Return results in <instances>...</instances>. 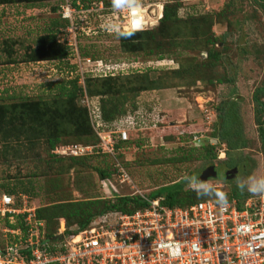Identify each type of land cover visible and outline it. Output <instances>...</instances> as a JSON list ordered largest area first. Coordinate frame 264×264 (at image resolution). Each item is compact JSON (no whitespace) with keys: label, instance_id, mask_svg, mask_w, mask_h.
<instances>
[{"label":"rangeland","instance_id":"374dc122","mask_svg":"<svg viewBox=\"0 0 264 264\" xmlns=\"http://www.w3.org/2000/svg\"><path fill=\"white\" fill-rule=\"evenodd\" d=\"M13 1L0 3V95L4 90L22 95L23 102L31 109L36 108L39 98L45 99V105L50 106L51 101L46 100V95H41L44 89L40 86L75 78L85 86L87 77L94 79L110 73L107 70L103 75L101 71H95L93 63L100 59L116 61L122 64L120 66L124 70L117 75L113 71L114 77L128 76L123 81L121 79L126 91L123 93L124 100L119 98L118 101H125L128 114L134 102L137 108L130 114H135L133 119L137 118L140 123L135 129L123 121L106 123L96 116L99 97L90 98L85 93L77 101V106L90 111L92 130H102V135L113 133V136L117 131L127 130L128 138H131V142L121 149L122 157L119 159L124 174L116 173L110 178L117 192H110L112 194L102 189L101 179L91 169L94 165L102 167L103 160L112 164L110 155L104 158L90 156L88 166H72L69 169L66 159L70 156L49 151L48 139L56 135L61 143L55 149H61V153H64L68 147L98 144L96 132L98 140L95 144L85 143L90 139L77 136L73 127L56 129L47 122L35 133L27 131L25 127L20 132L11 130L7 137L0 134V195L3 185L13 187L17 191L14 194L17 203H21L20 196H26L27 206L35 209L51 206L58 201L113 199L115 196L147 197L163 187L184 181L185 175H195L198 169L204 171L214 166L219 168L216 173L220 177L207 180L218 190L227 193V196L230 193H236L238 197L246 196L253 203L261 199L246 191L240 192L233 178L224 179L223 168L228 160L226 153H235L238 147L242 168L240 173L235 169L237 175L242 178L264 176V139L259 135L252 99L255 91L264 84V0H142L143 17L148 22L143 31L158 28L164 5L172 3L178 6L177 19L180 21L164 29V34L161 33L163 44L160 43L162 47L171 49L175 40L178 47L171 50L173 60L163 61H156L153 56L144 57L143 54L148 52L146 49L139 55L123 53L121 38L102 27L104 18L113 15L111 0H76L75 9L71 7L72 0H43L40 3L30 0L21 4H13ZM65 7L71 10L70 18L63 17ZM201 16L212 20L209 37L213 45L205 46L207 36L204 29H194L188 23L191 18ZM113 18L124 25L128 24L127 13L115 14ZM63 19L68 21L64 27ZM54 23L56 26H53ZM50 29L58 31L57 34L53 33L52 46L55 43V48L64 49L66 57L63 60L47 58L51 52L55 54V48L51 46L53 49L50 50V41L47 40ZM194 35L197 36L196 40L192 39ZM41 37H44L42 45ZM208 50L217 57L209 58ZM29 55L42 59L32 61L28 59ZM78 55L81 59L79 66L76 64L78 59L71 60ZM87 60L91 62L90 65H87ZM126 63L134 64L138 70H128ZM189 63L192 66L199 64V67L191 73L188 71ZM180 66L186 69V73L181 78H172L169 70ZM99 67H102L101 63ZM147 71H151L150 80L166 77L168 88L136 95L135 81L140 80L138 75ZM260 99L264 102V97ZM19 101H0V104L10 105ZM39 103L44 110L42 103ZM218 108H226L227 113L231 111L224 129L218 117ZM0 128L6 130L3 125ZM208 143L214 146L217 154L211 165L198 161L197 153L192 154L186 162L170 160L180 159L189 149ZM49 153L66 159L52 162ZM14 155H18L19 159L13 158ZM232 202L238 205L236 199ZM63 226L64 222L59 220L58 232L64 231ZM5 227L6 220L0 217V247L5 243Z\"/></svg>","mask_w":264,"mask_h":264},{"label":"built area","instance_id":"2783aa9c","mask_svg":"<svg viewBox=\"0 0 264 264\" xmlns=\"http://www.w3.org/2000/svg\"><path fill=\"white\" fill-rule=\"evenodd\" d=\"M102 6L100 3L101 10ZM68 10L69 16L63 14L64 18H70ZM72 59H78L75 61L80 65L79 55ZM93 65L95 71L104 73L124 70L122 64L111 65L112 69L102 61ZM126 65L128 70L136 68ZM81 85L84 87V83ZM133 117L136 115L129 113L120 118L126 119L117 121L135 129L140 120ZM95 132L98 144L68 147L66 151L62 148L64 153L55 149L54 153L70 157L110 155L117 174H124L116 144L128 140V131H117L114 136L102 135V130ZM100 185L107 194L116 192L110 179ZM20 198L18 204L13 197L0 195V217L16 224V217L22 216L20 224L27 227L26 231L5 227L0 264H264V198L254 203L247 200L242 209L235 202L221 206L211 200L188 208H169L160 205V198L146 199L148 206L133 214L110 212L95 218L74 236H64L59 230L54 238H62L50 241L45 237L44 221L36 218V209L27 206L26 196ZM176 249L179 255L174 254Z\"/></svg>","mask_w":264,"mask_h":264},{"label":"trees","instance_id":"16d2710c","mask_svg":"<svg viewBox=\"0 0 264 264\" xmlns=\"http://www.w3.org/2000/svg\"><path fill=\"white\" fill-rule=\"evenodd\" d=\"M6 1L12 2V0H0V3H7ZM30 0H15L13 4H21L28 3ZM43 0H34V2L40 3ZM84 1V0H82ZM76 0H72L70 2L71 7L73 9L76 8ZM177 11L178 6L177 4L172 5L166 4L162 10V18L160 19V25L158 28L150 31H140L137 32L136 35L131 37L130 39H121L120 48L123 50V53L127 54H136L139 55V52L144 51L146 49V53H144V57H155L156 61H163L164 59H172L174 53L171 51L172 48L178 47L176 41L172 42L171 49L166 46L162 47L163 39L162 34H164V29L168 27L169 24L175 22H179L180 20L177 19ZM62 19V18H61ZM191 21L188 22L195 28H202L205 30V35L207 36L205 41V46L213 45V40L209 37V33L212 28V20L211 18H206L205 16L191 18ZM67 20L63 19V27L67 24ZM198 24V26L196 25ZM56 26V23L53 24ZM200 26V27H199ZM199 30V29H197ZM201 30V29H200ZM196 31V30H194ZM49 35H47V40H49L50 50L53 49L52 47H57V45L52 43V39L54 38V34H57L58 31H54L53 29L49 30ZM54 33V34H53ZM198 33V32H197ZM202 34V33H200ZM197 36L194 35L192 37L193 40H196ZM44 37H41L40 45H42ZM225 38V35L223 36ZM224 40V39H222ZM162 43V44H160ZM39 45V46H40ZM52 46V47H51ZM66 57V53L62 48H55V54L53 52L50 53V57L47 58L51 60H63ZM208 57L209 58H216L217 55L213 54L212 51L208 50ZM29 60L35 61L38 59H42L40 57H35L34 55L28 57ZM99 60V59H96ZM105 65H112V64H120L115 62H108L106 60L100 59ZM199 67V64L192 66L188 65V71L191 73L193 70ZM137 68H132L131 71H137ZM172 75V78L178 79L181 78L183 74L186 73V69L183 67H179L177 69L169 70ZM197 71V70H196ZM104 73L103 71H101ZM151 71L144 72L140 74V80L136 82V95L141 92L149 91V90H163L168 87L167 85V78L163 79H155L150 80L149 73ZM107 73V72H106ZM121 73V72H120ZM119 74V73H117ZM116 74V75H117ZM105 75V73L103 74ZM107 73L105 76H99L97 78H90L87 77L85 80V86L83 87L78 83V78L65 80L62 82L57 83H47L46 85L40 86L44 89V92L41 95H46V100L51 101L50 106H46L45 99L39 98L37 103L35 104V109L28 108L24 103L22 95H16L14 92H10L9 90H4L2 95H0V101H13V100H21L17 103H13L10 105H3L0 104V125H3L6 130L0 128V134L2 136L7 137L10 134V131L13 132H20V129H25L27 127V131L31 133H35L37 128L43 126L46 122L49 126H55L56 129H63V128H70L73 127V132L77 134V136H85L88 137V141L85 143L87 144H95L97 143V137L95 135V131L92 130V121L90 118V114L86 107L77 106V101L82 99L86 94H89L90 98L99 97V108L97 117L98 120H102L106 123L116 122L117 119L126 116L128 113L125 110V101H118L119 98L124 100V92L126 91V87L122 86V81L126 77H114L115 74ZM169 77V76H167ZM122 79V81H121ZM166 79V80H165ZM219 83H222L221 80H218ZM124 85V84H123ZM43 97V96H42ZM260 97H264V84L260 89H257L253 95V103H254V116L255 121L258 123L259 131H260V138L264 139V102L261 101ZM44 106V110L40 106V103ZM46 104V105H45ZM66 107H64V105ZM52 107L55 108L52 111ZM132 110L129 113H133L134 110L137 108L134 102L131 104ZM51 108V109H50ZM218 117L222 121V128L224 129L227 125V120L229 113H227L226 108H218ZM46 118V119H45ZM48 119V120H47ZM260 119H262L260 121ZM21 120L19 123L18 121ZM27 120V122H26ZM47 120V121H45ZM29 123V124H27ZM10 127L11 129H9ZM8 129V130H7ZM214 129H216V125H214ZM214 129L212 131L214 132ZM129 134H131L129 132ZM213 134V133H212ZM215 136V135H214ZM4 138V137H3ZM221 138V137H220ZM226 140V139H225ZM60 138L56 135L53 138L48 139V147L49 151L55 150L56 147L61 143ZM128 141V142H127ZM125 142H118L116 144V151L117 160L122 157L121 149L123 146L127 145L131 142V138ZM229 142V141H228ZM235 153H226V157L228 158L227 162L224 163V179L228 172H234L235 169L238 167L241 168L239 164V155H240V148L236 147ZM235 148V149H236ZM214 146L207 145L201 146L200 148H191L188 150L186 155H183L180 159H170L175 162H186L189 160L190 156L194 153H197V160L204 161L205 164H213V161L216 160L217 154L214 151ZM97 158H101V155H96ZM13 158L19 159L18 155H14ZM49 158L52 162H62L65 160V157H57L53 154L49 153ZM92 157H68L67 160V168L73 167H86L89 165V160ZM104 158V157H102ZM179 158V157H178ZM102 167L98 165L92 166L93 169L99 178L102 180L112 178V175L117 173V170L114 168L113 162L112 164H107L105 160L102 162ZM208 164V165H209ZM91 166V165H90ZM195 175L199 176L202 172V169H198ZM63 171V170H62ZM64 172V171H63ZM194 175V174H193ZM223 179V180H224ZM100 181V182H101ZM222 181V180H221ZM3 192L2 194L9 195L16 199L14 194L17 192L15 188H10L8 186H2ZM160 198L161 202L160 205L166 206L169 208H188L199 201L204 200H211L215 204H218L215 198L209 197H202L198 198L196 193L190 189L185 188V182L181 181L175 183L170 186L163 187L160 191H155L151 193L147 197L143 196H115L113 199L104 198V199H96V200H89V201H76V202H59L54 203L51 206H42L36 209V218L38 220H42L45 223V237L48 241H50L54 236H56L59 228V220L64 222L65 230L63 235L64 236H74L79 231L86 229L90 223L95 219L104 214L110 212H118L122 214H133L138 210H142L148 206L146 199H156ZM246 196H239L236 193H230L228 196V203H232V200L236 199L238 201V209H242L244 203L246 202ZM219 205V204H218ZM22 216L16 217V224H9L6 218H2L6 220V226L10 228H22L23 231H26L27 227L20 224L22 220ZM5 245V243H4ZM4 247V246H2ZM0 247V248H2Z\"/></svg>","mask_w":264,"mask_h":264},{"label":"clouds","instance_id":"9594fccd","mask_svg":"<svg viewBox=\"0 0 264 264\" xmlns=\"http://www.w3.org/2000/svg\"><path fill=\"white\" fill-rule=\"evenodd\" d=\"M143 3L142 0H111V8L113 15L118 13L128 14V24L124 25L120 21L113 18V15L104 18L102 27L110 34H114L117 38L130 39L137 32L144 30L143 21ZM64 14L67 17L69 10L64 8ZM187 189L194 191L198 198L209 197L215 198L216 202L221 206L228 204L227 193L218 190V188L210 180H202L197 175H185L183 178ZM233 182L240 192H247L252 196H260L264 198V176L250 175L242 178L237 175ZM179 255V249L175 250Z\"/></svg>","mask_w":264,"mask_h":264},{"label":"water","instance_id":"95a60500","mask_svg":"<svg viewBox=\"0 0 264 264\" xmlns=\"http://www.w3.org/2000/svg\"><path fill=\"white\" fill-rule=\"evenodd\" d=\"M199 177L202 179V180H207L209 178H216L217 177V173H216V170L214 168V166H210L208 168H206L204 171H202L199 175ZM62 237L61 236H58L56 238H54L55 240H60Z\"/></svg>","mask_w":264,"mask_h":264},{"label":"flooded vegetation","instance_id":"af4514ba","mask_svg":"<svg viewBox=\"0 0 264 264\" xmlns=\"http://www.w3.org/2000/svg\"><path fill=\"white\" fill-rule=\"evenodd\" d=\"M242 168V167H241ZM241 168H238L237 169V173L241 171ZM219 169V168H218ZM215 168V170H218ZM237 173L234 171V172H228V174L226 175L227 179L228 180H231L232 178L234 179L236 176H237ZM236 174V175H235ZM220 176H217V178H219Z\"/></svg>","mask_w":264,"mask_h":264},{"label":"bare ground","instance_id":"6f19581e","mask_svg":"<svg viewBox=\"0 0 264 264\" xmlns=\"http://www.w3.org/2000/svg\"><path fill=\"white\" fill-rule=\"evenodd\" d=\"M144 13V12H143ZM144 16V15H143ZM143 18V21H144V25L145 26H147L148 25V22L144 19V17H142ZM145 28V27H144Z\"/></svg>","mask_w":264,"mask_h":264}]
</instances>
